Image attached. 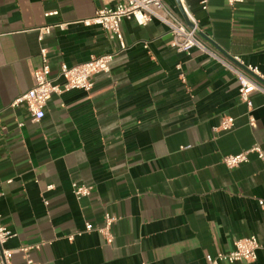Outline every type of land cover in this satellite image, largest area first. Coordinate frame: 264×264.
Wrapping results in <instances>:
<instances>
[{
    "label": "crops",
    "instance_id": "1",
    "mask_svg": "<svg viewBox=\"0 0 264 264\" xmlns=\"http://www.w3.org/2000/svg\"><path fill=\"white\" fill-rule=\"evenodd\" d=\"M163 2L188 24L176 0ZM103 4L0 0V223L15 235L4 246L11 262L206 264V255L254 237L262 249L252 264H264V87L249 110L229 68H240L235 57L264 72V0H208L206 10L184 2L217 59L177 53L157 21L123 20L126 49L89 93L53 95L39 123L12 108L32 88L42 48L56 84L61 63L118 50L99 27L80 23ZM224 118L231 129L215 131ZM242 153L246 163L224 166ZM74 184L89 194L77 200ZM105 213L115 219L110 245L95 232L68 240L86 223L101 226Z\"/></svg>",
    "mask_w": 264,
    "mask_h": 264
},
{
    "label": "built area",
    "instance_id": "2",
    "mask_svg": "<svg viewBox=\"0 0 264 264\" xmlns=\"http://www.w3.org/2000/svg\"><path fill=\"white\" fill-rule=\"evenodd\" d=\"M186 0H178V4L182 9L188 24L179 19L163 2V0H104L103 6L95 12L91 19H86L80 23L85 27H99L108 38L118 44V50L101 55L91 57L87 62L68 67L61 63L58 69L57 79H61V84L54 83L56 79H52L51 71L47 59L46 49H41V66L33 72V86L26 93L17 97L11 107L24 106L30 121L39 123L43 117L47 103L53 95H61L74 90H80L89 93L93 89V77L99 74L110 75L111 64L114 57L121 51L126 49L121 32V23L123 20L134 21L138 26L144 27L152 21H157L164 25L170 37L169 46L177 53L188 55L192 50L196 49L202 54L210 55L217 59L214 51L204 44L197 35V25L195 20L187 13L184 2ZM231 6L239 5L244 0H226ZM208 0H200L203 10L207 8ZM61 29L62 25H57ZM54 27H47L42 30L43 34H49ZM240 68H229L235 74L238 83L239 101L252 109L251 95L256 92H262L264 87V72L256 66L245 65L238 58H233ZM243 69V70H241ZM176 70L180 72L179 77L184 79L181 73V65H176ZM253 119L250 118V123ZM232 119H222L220 125L215 131H229L232 127ZM250 152L257 154L262 159V152L259 147H253ZM248 153H242L235 156L226 157L222 160L228 169L239 166L247 162ZM72 191L77 200L86 197L89 189L83 186L72 185ZM263 201L259 202L262 206ZM115 222L114 217L105 213L101 226L93 227L86 223L82 231H77L74 235L68 237L69 241L73 237H81L86 233L95 232L103 239L104 244L110 245L113 242L112 225ZM15 235L0 223V264H13L11 262L12 251L6 249L5 244ZM33 249H39L34 247ZM262 247L256 238L248 237L236 240L233 248L229 252H217L214 256L206 255V264H252L256 260L257 251ZM29 248H23L19 251L26 253ZM25 264H36L30 259H26Z\"/></svg>",
    "mask_w": 264,
    "mask_h": 264
},
{
    "label": "water",
    "instance_id": "3",
    "mask_svg": "<svg viewBox=\"0 0 264 264\" xmlns=\"http://www.w3.org/2000/svg\"><path fill=\"white\" fill-rule=\"evenodd\" d=\"M177 1V3H178V0H176ZM179 5V4H178Z\"/></svg>",
    "mask_w": 264,
    "mask_h": 264
}]
</instances>
